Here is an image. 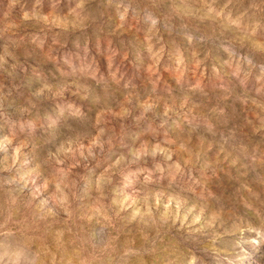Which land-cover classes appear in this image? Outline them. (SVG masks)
Listing matches in <instances>:
<instances>
[{
	"label": "rangeland",
	"instance_id": "obj_1",
	"mask_svg": "<svg viewBox=\"0 0 264 264\" xmlns=\"http://www.w3.org/2000/svg\"><path fill=\"white\" fill-rule=\"evenodd\" d=\"M0 264H264V0H0Z\"/></svg>",
	"mask_w": 264,
	"mask_h": 264
}]
</instances>
